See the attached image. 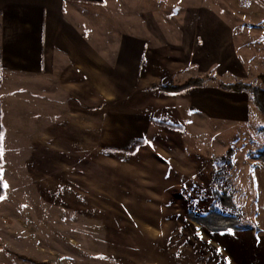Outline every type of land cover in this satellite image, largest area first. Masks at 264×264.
<instances>
[{
    "label": "rangeland",
    "instance_id": "1",
    "mask_svg": "<svg viewBox=\"0 0 264 264\" xmlns=\"http://www.w3.org/2000/svg\"><path fill=\"white\" fill-rule=\"evenodd\" d=\"M131 1L132 24L149 39L145 66L156 60L152 39L168 49L162 46L171 68L149 76V88L189 80V72H176L172 57L175 19L193 0ZM195 2L235 22L243 82L264 88V76L252 75L263 63H255L259 38L251 26L253 15L264 17V7L256 0ZM87 14L81 9L85 29ZM212 78L217 86L215 79L241 82L232 75ZM76 89L64 87V138L41 129L36 146L12 129L2 136L0 264H228L223 232H209L188 214L205 215L213 207L236 216L241 229L261 228L253 244L232 239L240 264H264V166L256 158L264 149L262 114L257 126L252 117L228 127L224 119L211 124L194 113L172 124L179 120L173 115L189 111V96L158 88L144 102L140 93L114 107L77 101ZM138 140L144 142L134 152H120Z\"/></svg>",
    "mask_w": 264,
    "mask_h": 264
},
{
    "label": "crops",
    "instance_id": "2",
    "mask_svg": "<svg viewBox=\"0 0 264 264\" xmlns=\"http://www.w3.org/2000/svg\"><path fill=\"white\" fill-rule=\"evenodd\" d=\"M256 2L264 7V0ZM131 4V0H0L3 135L12 129L14 133L28 135L26 142L36 146L42 145L37 137L41 129L45 131L42 133L64 138L65 86H78L73 96L77 101L114 107L140 93L144 102L149 91L157 92L162 83L149 88L148 79L162 70L161 67L171 68L167 45L152 39L150 53L156 60H152L153 66H145L149 39L132 24ZM187 6L186 13L175 19L179 36L172 58L178 67L176 72L187 71L190 79L203 77L205 82L188 91L169 93L185 96L187 100L186 96L190 97L189 111L173 115L179 120L170 122L185 123L189 114L194 113L198 119H210L211 124L218 118L224 119L228 127L241 125L252 117L253 126H257L261 117L252 105V98L221 86V83L234 82L215 79L217 86L212 81L213 75L220 79L232 75L244 81L245 65L236 45L235 22L195 0ZM81 9L88 13L85 21L89 28L81 24ZM252 17L251 26L258 32L260 52L256 55L260 60L255 63H263L258 73L252 68V75L261 78L264 76V17ZM240 27L246 31L249 25ZM142 110L141 106V109L126 111L134 115ZM259 171L264 172V167ZM259 231L261 228L256 226L222 233L221 252L228 264H240L233 239L242 238L253 244L258 240Z\"/></svg>",
    "mask_w": 264,
    "mask_h": 264
},
{
    "label": "trees",
    "instance_id": "3",
    "mask_svg": "<svg viewBox=\"0 0 264 264\" xmlns=\"http://www.w3.org/2000/svg\"><path fill=\"white\" fill-rule=\"evenodd\" d=\"M205 79L202 78H195L186 81L181 85H174V84H161L159 88L168 92V93H178L185 91L187 89L198 87L203 85ZM222 87L227 88L232 91H247L250 93V97L252 98V105L253 107L264 116V88L256 87L252 84H248L246 82H237L232 84H224L221 83ZM171 127H173L171 125ZM3 136V128L0 122V146ZM144 141L138 140L132 146V148L125 149L120 152L123 153H132L138 148ZM256 158L264 164V149L258 150L256 152ZM0 165H3L2 157H1V148H0ZM5 195V186L4 181L2 179L1 171H0V199L3 198ZM230 198H224L225 201H228ZM231 202V201H230ZM190 218L195 222L202 225L206 230L212 233L216 232H226L230 230H240L242 227L239 223V220L236 216L227 215L221 213L214 207L211 208L205 215H196L194 212L188 213Z\"/></svg>",
    "mask_w": 264,
    "mask_h": 264
}]
</instances>
